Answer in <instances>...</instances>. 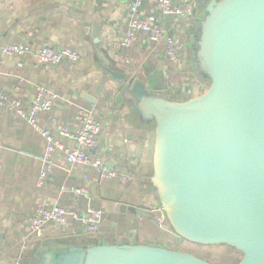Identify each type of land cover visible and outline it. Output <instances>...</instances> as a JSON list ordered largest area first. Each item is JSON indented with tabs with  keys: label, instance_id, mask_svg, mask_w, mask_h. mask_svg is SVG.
Masks as SVG:
<instances>
[{
	"label": "crops",
	"instance_id": "1",
	"mask_svg": "<svg viewBox=\"0 0 264 264\" xmlns=\"http://www.w3.org/2000/svg\"><path fill=\"white\" fill-rule=\"evenodd\" d=\"M210 1L172 0L192 8L189 19L177 21L162 17L156 0H141L142 17L162 18L163 30L180 38V53L173 62L163 44L152 45L145 34H139L130 49L119 46L128 20L126 0H0V49L28 44L33 51L48 45L81 53L78 62L56 67L39 65L30 55L0 53V88L25 102L38 87L56 95L51 109L39 115L41 126L49 129L56 127L50 117L78 128L77 111L89 112L101 130L88 155L131 177L128 183L99 180L94 169L68 165L60 156L46 184L38 187L44 141L23 119L0 106V264H46L52 253L119 243L182 251L168 223L162 230L152 221V210L160 207L150 183L154 124L122 98L114 73L121 70L126 84L141 83L147 95L173 101L201 95L207 83L197 71L193 47ZM72 188L85 194L74 197ZM38 205L79 213L98 209L103 222L94 236L73 220L48 223L38 234L27 225Z\"/></svg>",
	"mask_w": 264,
	"mask_h": 264
},
{
	"label": "water",
	"instance_id": "2",
	"mask_svg": "<svg viewBox=\"0 0 264 264\" xmlns=\"http://www.w3.org/2000/svg\"><path fill=\"white\" fill-rule=\"evenodd\" d=\"M207 89L187 101L147 95L115 71L122 98L154 124L151 186L179 243L226 246L264 264V0H212L195 33ZM46 264H211L152 245L52 253Z\"/></svg>",
	"mask_w": 264,
	"mask_h": 264
},
{
	"label": "built area",
	"instance_id": "3",
	"mask_svg": "<svg viewBox=\"0 0 264 264\" xmlns=\"http://www.w3.org/2000/svg\"><path fill=\"white\" fill-rule=\"evenodd\" d=\"M128 9V20L125 32L119 42L123 49H130L139 34L147 35V40L152 45L163 44V52L170 61H176L181 49L180 38L175 34H168L162 28L160 17H142L140 9L141 0H126ZM161 16H168L174 20L186 21L192 16V8L182 5H174L172 0H156ZM5 56L23 57L30 55L37 64L42 66L56 67L59 65H70L81 59V53L76 50L43 45L37 51H33L28 44L6 45L0 49ZM56 95L38 87L32 99L22 101L0 88V106L18 118L23 119L44 141L43 154L41 156L40 169L37 176V186L46 184L48 176L55 167L58 157L63 156L68 165L89 167L95 170L99 180H117L128 183L131 177L109 169L99 159L88 155V152L96 145L101 124L94 120L91 114L84 110H78L75 120L80 124L78 128L58 122L54 117L50 121L56 125L55 129L41 126L39 115L51 109ZM62 140L72 143L67 147ZM70 192L74 197L85 194L84 189L72 188ZM152 221L162 230H167V222L160 207L153 210ZM69 220L79 222L85 233L94 236L99 232L103 222V213L98 209L87 208L84 212L58 206H36L28 217L27 225L32 232L42 233L48 223L65 225Z\"/></svg>",
	"mask_w": 264,
	"mask_h": 264
},
{
	"label": "rangeland",
	"instance_id": "4",
	"mask_svg": "<svg viewBox=\"0 0 264 264\" xmlns=\"http://www.w3.org/2000/svg\"><path fill=\"white\" fill-rule=\"evenodd\" d=\"M183 252L195 255L211 264H237L242 255L226 246H195L185 243L180 246Z\"/></svg>",
	"mask_w": 264,
	"mask_h": 264
},
{
	"label": "trees",
	"instance_id": "5",
	"mask_svg": "<svg viewBox=\"0 0 264 264\" xmlns=\"http://www.w3.org/2000/svg\"><path fill=\"white\" fill-rule=\"evenodd\" d=\"M184 244H185V243H184ZM184 244H183V245H184ZM188 244H191V243H188ZM183 245H182V246H183ZM191 245H192V244H191ZM193 245H195V244H193ZM195 246H198V245H195Z\"/></svg>",
	"mask_w": 264,
	"mask_h": 264
}]
</instances>
